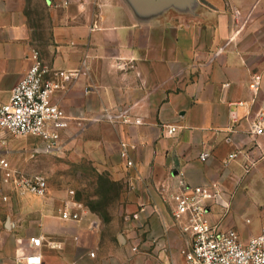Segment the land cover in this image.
I'll list each match as a JSON object with an SVG mask.
<instances>
[{
  "label": "crops",
  "instance_id": "crops-1",
  "mask_svg": "<svg viewBox=\"0 0 264 264\" xmlns=\"http://www.w3.org/2000/svg\"><path fill=\"white\" fill-rule=\"evenodd\" d=\"M63 1L46 0V34L38 37L26 0H0V101L9 100L35 51L57 69L87 58L89 74L51 97L68 115L64 135L73 146L95 148L110 178L153 212L165 226L157 238L171 237L173 224L189 248L158 191L177 171L194 186L221 189L209 201L212 223L245 242L260 233L264 134L252 123L264 110V0ZM254 74L262 78L257 93L249 86ZM107 111L126 112L128 120L106 118ZM13 136L0 128V161L15 168ZM28 195L4 180L0 166V264H26L20 257L32 236L44 239L42 264L68 252L70 242L81 244L83 233L98 247V219L29 207ZM65 225L77 230L63 235ZM69 252L65 264L73 263Z\"/></svg>",
  "mask_w": 264,
  "mask_h": 264
},
{
  "label": "built area",
  "instance_id": "built-area-1",
  "mask_svg": "<svg viewBox=\"0 0 264 264\" xmlns=\"http://www.w3.org/2000/svg\"><path fill=\"white\" fill-rule=\"evenodd\" d=\"M64 0L63 4L68 5ZM34 63L22 79L12 89L9 100L0 101V128L14 136H35L45 142L49 150H60L63 135L68 125L66 112L53 103L52 96L65 87L68 81L77 80L89 74L88 59L73 69H57L42 61L37 51ZM260 74H254L250 89L257 93L261 87ZM104 117L111 120H128L126 112L113 114L107 111ZM255 134H264V110L260 109L252 123ZM177 127L167 125V132L174 134ZM126 155V150L122 152ZM236 154H231L235 157ZM207 154L201 155L205 160ZM4 180L11 182L21 193L45 196L48 182L39 173H25L13 168L9 161L2 159ZM174 181L166 182L158 188L164 202L168 203L174 223L182 234L188 235L189 248L184 250L183 264H264V227L247 242L243 241L235 229H222L211 222L210 200L221 197L217 185L194 186L188 182L185 172L177 171ZM6 198V197H4ZM83 205L70 200L60 211L67 220H79ZM41 236L29 239V251L20 259L26 264H42V256L37 251L43 246Z\"/></svg>",
  "mask_w": 264,
  "mask_h": 264
},
{
  "label": "rangeland",
  "instance_id": "rangeland-1",
  "mask_svg": "<svg viewBox=\"0 0 264 264\" xmlns=\"http://www.w3.org/2000/svg\"><path fill=\"white\" fill-rule=\"evenodd\" d=\"M26 5L28 16L39 28L36 36L40 37L42 32L46 34V0H26ZM12 138L18 144L13 153L15 168L25 173L42 174L48 182L45 196L28 193L31 194L27 196L29 207L41 204L51 212H60L67 201L76 200L83 205L81 218L99 221L98 247L89 246L93 240L91 242L89 235L83 233L81 244L70 242L68 252L64 248L46 264L69 263V251L73 254L72 264H161L163 260H168L166 264H183L182 253L187 244L177 227L171 225V237L158 239L165 226L152 220L153 212L143 210L138 197L127 192L122 182L110 178L95 148L73 146L66 135H63L60 150H49L45 142L35 136ZM76 230L75 226L65 225L62 234L69 235ZM26 246L29 247V240Z\"/></svg>",
  "mask_w": 264,
  "mask_h": 264
}]
</instances>
